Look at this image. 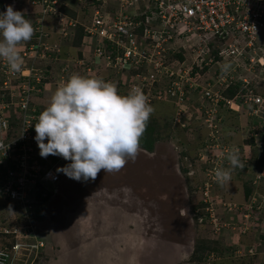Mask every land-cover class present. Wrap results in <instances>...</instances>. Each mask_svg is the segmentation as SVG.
<instances>
[{"label":"built area","instance_id":"2783aa9c","mask_svg":"<svg viewBox=\"0 0 264 264\" xmlns=\"http://www.w3.org/2000/svg\"><path fill=\"white\" fill-rule=\"evenodd\" d=\"M8 5L21 11L34 28L31 40L20 46L24 59L21 73L11 74L0 60V195L12 205L30 213L37 191L60 182L62 172H57V168L70 161L60 156H40L34 139V125L44 109L39 100L44 103L41 98L47 92L55 91L71 74L89 71L94 63L104 64L105 69L116 72L114 75L130 69L134 77L137 71L143 74L149 64V78L143 76L138 84L134 78L126 84L127 92L149 84L158 89L160 99H181L183 87L199 91L195 118L206 129L197 159L199 170L205 171L203 197L200 208L195 209L205 211L195 213L200 221L209 216L219 226L220 203L225 212L237 209L228 200L218 201L209 195V188L217 184L215 169L229 168L223 154L238 149L219 132L224 109L242 108L255 120L248 134L262 137L257 146L263 149L258 154L262 163L256 179L264 184V95L254 93L249 85L253 75L261 74L264 81V48L260 45L264 0H7L0 13ZM67 9L73 14H67ZM52 15L56 18L54 26H50L51 19L48 21ZM78 26L82 31L80 54L76 51L73 58L70 45L64 52L60 46L65 40H72ZM228 59L232 66L227 74H222L220 66ZM211 65H217L214 72L220 79L225 75V82L209 78L203 84L202 76ZM161 74L166 75L163 81L157 78ZM215 85L224 86V91ZM237 86L233 95L226 94L228 88ZM176 91L181 95H176ZM239 156L245 163L242 153ZM252 198L251 194L247 197L248 201ZM244 217L249 214L244 213ZM231 229H235L234 225ZM2 255L6 254L0 249Z\"/></svg>","mask_w":264,"mask_h":264},{"label":"rangeland","instance_id":"374dc122","mask_svg":"<svg viewBox=\"0 0 264 264\" xmlns=\"http://www.w3.org/2000/svg\"><path fill=\"white\" fill-rule=\"evenodd\" d=\"M66 13L72 15L73 11L67 9ZM50 19V26H54L55 16L48 17V21ZM81 32L80 26L76 27L72 40H65L60 46L66 51L70 45L73 58L76 51L80 54ZM260 41L264 48V28ZM223 64L232 66L229 59ZM215 67L217 65H211L202 76L204 85L209 78H221L217 71L214 72ZM89 68L79 74L113 83L121 95H126L129 92L126 84L134 78L138 84L143 76L148 77L150 65H145L143 74L137 71V77L130 69L117 71L115 76L116 72L105 69L104 64L94 63ZM225 77L219 82H225ZM157 78L163 81L166 75H157ZM249 81L254 93L264 91L261 74L253 75ZM218 85L214 88L224 91V86L219 88ZM141 90L154 108L142 135L144 143L151 141L152 150L140 147L134 162L129 160L119 172L101 170L95 181H76L62 172L66 177L56 184L60 189L57 194L52 187H42L47 196L37 205V217L32 209L28 220L34 228V238L43 245L35 251H24L26 264H264V184L256 179V162L263 149L257 146L262 137L250 134V145L245 139L246 133L249 137V123L255 120H251L242 108L239 111L226 108L222 113L219 132L233 147L243 148L239 153L246 161L243 168H227L231 173L230 184L219 185L211 194H215L218 201L226 199L237 207L225 212L221 205L218 226L209 216L202 221L194 216L205 213L200 209L195 211L203 196L205 173L197 166L200 143L206 138L203 123L194 119L199 91L183 87L182 95L176 91L181 99L177 96L160 99L154 86L148 84ZM53 92L41 98L44 103L39 100L44 108ZM160 93L163 96V92ZM234 93L229 88L226 90L227 95ZM262 116L264 119V114ZM188 161L191 165L186 168ZM246 187L250 191L248 195L254 197L251 201L244 194ZM5 202L0 195V227L6 222L5 227L11 229L20 217L14 215V206ZM81 203L84 204L82 209L88 211L79 213L80 218H71L70 212ZM244 213L249 217L245 218ZM18 221L24 223L23 219ZM4 235L0 234V240ZM8 238L13 241L12 234ZM15 240L22 242L24 237L19 234Z\"/></svg>","mask_w":264,"mask_h":264},{"label":"clouds","instance_id":"9594fccd","mask_svg":"<svg viewBox=\"0 0 264 264\" xmlns=\"http://www.w3.org/2000/svg\"><path fill=\"white\" fill-rule=\"evenodd\" d=\"M33 35V25L21 11L14 10L12 5H8L6 11L0 13V60L5 63L11 74L22 72L24 59L20 54V46L30 41ZM220 67L222 74H227L231 65L223 64ZM153 112L154 108L140 88L134 87L126 95H121L113 83L74 73L59 83L49 103L39 114L34 125L36 132L34 139L41 157L53 155L70 161L66 166L58 167L57 172H63L68 178L76 181H95L101 170L107 173L119 172L129 160L133 162L136 160L140 150V139ZM194 119L198 121L195 117ZM251 125L252 123H249V126ZM249 138L246 133L245 139ZM222 158L227 160L230 169L244 166L238 149L228 150ZM260 163L262 160L258 159L256 166ZM190 165L188 161L186 168ZM64 174L61 180L66 177ZM214 180L217 184L209 188V195L217 200L215 194L211 195L212 192L217 191L219 185L221 187L229 185L231 173L218 167L214 171ZM42 187H52L56 194L60 190L56 185ZM41 189L37 191V201L32 207L36 217L37 205L44 202V197L47 196L43 189L40 193ZM204 189L203 184L202 191ZM4 200L5 203L12 205L5 198ZM32 209L28 213L14 206V215L23 219L24 223L18 219L17 225L11 229L5 227L6 222L2 228L0 227V234L6 235L0 240V249L6 254L0 257L3 264H26L27 260L23 258L26 255L24 251H35L43 245L34 238V228L28 220L32 215ZM194 216L198 219L197 215ZM4 228L9 232H4ZM10 234L13 235V241L8 238ZM19 234L24 237L22 242L15 240Z\"/></svg>","mask_w":264,"mask_h":264},{"label":"trees","instance_id":"16d2710c","mask_svg":"<svg viewBox=\"0 0 264 264\" xmlns=\"http://www.w3.org/2000/svg\"><path fill=\"white\" fill-rule=\"evenodd\" d=\"M4 5H5V2H4L3 0H0V8H3ZM237 88H238V86L235 87L234 89L231 88L230 91L232 90V93H233V92H235V90H236ZM262 88H264V84L262 85ZM260 94L264 95V91H263L262 93H260ZM250 138H251V137H250ZM251 141H252V140H251ZM247 143H250V140H249V139H247ZM140 147L143 148V149L149 150V151L152 150V148H151V141L148 140V143H147V141L144 143V142H143V139H142V137H141V139H140ZM249 192H250L249 189L246 187L245 190H244V194H245V195H248Z\"/></svg>","mask_w":264,"mask_h":264},{"label":"crops","instance_id":"0c3cea01","mask_svg":"<svg viewBox=\"0 0 264 264\" xmlns=\"http://www.w3.org/2000/svg\"><path fill=\"white\" fill-rule=\"evenodd\" d=\"M84 206V204L83 203H81V204H79V208H76L74 211H75V214L73 213L74 211H71L70 213H71V218H73V217H79L80 218V214L81 213H83V212H86V211H88V210H86V208H83L82 209V207ZM65 207V209H66V206H64ZM65 209H63V211L65 210ZM80 213V214H79ZM79 214V215H78ZM78 215V216H77ZM66 222H67V220H66ZM108 247V249H109V246H107ZM116 250H117V248H116ZM121 255V254H120ZM120 257H118V259H119ZM117 259V260H118ZM116 260V261H117Z\"/></svg>","mask_w":264,"mask_h":264}]
</instances>
